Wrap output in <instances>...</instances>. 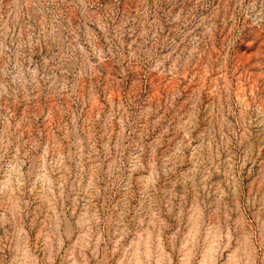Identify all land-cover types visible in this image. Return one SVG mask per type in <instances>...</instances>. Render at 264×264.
<instances>
[{
  "label": "rangeland",
  "instance_id": "1",
  "mask_svg": "<svg viewBox=\"0 0 264 264\" xmlns=\"http://www.w3.org/2000/svg\"><path fill=\"white\" fill-rule=\"evenodd\" d=\"M0 264H264V0H0Z\"/></svg>",
  "mask_w": 264,
  "mask_h": 264
}]
</instances>
